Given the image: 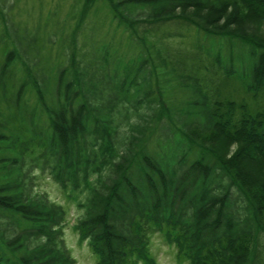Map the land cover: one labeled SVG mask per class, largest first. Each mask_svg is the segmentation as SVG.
<instances>
[{
    "label": "trees",
    "instance_id": "1",
    "mask_svg": "<svg viewBox=\"0 0 264 264\" xmlns=\"http://www.w3.org/2000/svg\"><path fill=\"white\" fill-rule=\"evenodd\" d=\"M101 1L111 40L77 28L51 75L20 44L12 97L1 66L0 264H78L41 178L96 264H158L155 234L181 262L264 264V104L219 98L264 95V0H84L80 21Z\"/></svg>",
    "mask_w": 264,
    "mask_h": 264
},
{
    "label": "rangeland",
    "instance_id": "2",
    "mask_svg": "<svg viewBox=\"0 0 264 264\" xmlns=\"http://www.w3.org/2000/svg\"><path fill=\"white\" fill-rule=\"evenodd\" d=\"M83 7L84 0H0V70L10 51L15 52V63L22 57L17 51L18 46L31 44L30 59L33 62V57L37 58L33 67L36 69L41 67L40 71L51 75L49 71L54 67L57 68L64 58L63 55L70 44L72 45L75 30L79 27L80 31L77 35L79 44H83L86 40H102L104 37L111 40L113 26L110 24L111 14L107 3L101 1L81 22L79 16ZM120 41L121 45L125 44L122 37ZM91 46L94 47L89 41V49L92 48ZM26 67L24 65L22 68L19 60L16 66L6 71L5 82L10 84V88L6 90L7 97H12L16 92ZM238 85L233 81L227 86H219V98L244 100L255 106L264 104L263 93L256 98L254 91L236 87ZM3 94L4 89L0 87V97ZM26 122L31 124L29 120ZM233 147L236 150L239 144H234ZM38 182L40 191L68 208L70 215L64 227L65 242L77 263L96 264L95 254L79 239L74 230L75 209L68 206L58 188L50 180L41 178ZM152 239L151 251L158 264H189L179 261L176 248L169 245L161 234H155Z\"/></svg>",
    "mask_w": 264,
    "mask_h": 264
}]
</instances>
